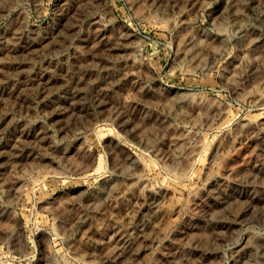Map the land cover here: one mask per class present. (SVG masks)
I'll return each mask as SVG.
<instances>
[{"label":"rangeland","instance_id":"rangeland-1","mask_svg":"<svg viewBox=\"0 0 264 264\" xmlns=\"http://www.w3.org/2000/svg\"><path fill=\"white\" fill-rule=\"evenodd\" d=\"M263 2L0 0V264H264Z\"/></svg>","mask_w":264,"mask_h":264},{"label":"bare ground","instance_id":"bare-ground-1","mask_svg":"<svg viewBox=\"0 0 264 264\" xmlns=\"http://www.w3.org/2000/svg\"><path fill=\"white\" fill-rule=\"evenodd\" d=\"M263 4H264V2H263ZM263 7H264V6H263ZM123 175H124L125 177L128 176L127 173H123ZM127 243H128V239H127L126 237L121 238L120 241H119L118 244H117V249H119V250L124 249V248L126 247Z\"/></svg>","mask_w":264,"mask_h":264}]
</instances>
